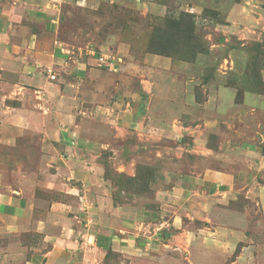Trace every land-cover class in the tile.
I'll use <instances>...</instances> for the list:
<instances>
[{
  "label": "rangeland",
  "instance_id": "rangeland-1",
  "mask_svg": "<svg viewBox=\"0 0 264 264\" xmlns=\"http://www.w3.org/2000/svg\"><path fill=\"white\" fill-rule=\"evenodd\" d=\"M57 30L59 52L70 58L94 53L138 64L154 54L174 60L172 74L159 79L171 86L164 104L157 101V111L122 133L110 130L95 152L97 193L115 206L162 213L163 220L152 215L149 221L160 227L158 236L162 232L185 248L190 264H264V217L247 192L264 183V171L218 163L216 157L232 155L245 137L264 133V0H101L89 9L68 8ZM128 87L139 93L136 80ZM3 150L20 164L15 170L0 167L3 180L48 205L61 199V189L47 188L48 154L38 137L25 134L16 147ZM213 166L233 174L235 198L211 212L181 213L175 229L177 210H159L154 193L170 188L180 175ZM218 227L244 231L245 241L229 251L208 234ZM180 231L185 239H174ZM42 241L32 231L0 232V255L5 253L0 264H16L17 255L28 259ZM244 247L249 250L243 254ZM176 253L182 263L183 252Z\"/></svg>",
  "mask_w": 264,
  "mask_h": 264
},
{
  "label": "crops",
  "instance_id": "crops-1",
  "mask_svg": "<svg viewBox=\"0 0 264 264\" xmlns=\"http://www.w3.org/2000/svg\"><path fill=\"white\" fill-rule=\"evenodd\" d=\"M100 1L0 0V167L15 170L20 164L3 149L16 147L25 134L34 135L48 154L47 188L63 192L60 200L48 205L31 199L0 174V232L41 235L38 247L44 245L45 250L33 248L28 259L17 255L16 264H190L185 248L162 232L158 236L160 227L149 221L152 215L163 220L162 213L115 206L95 189V152L110 130L122 133L157 111V101L164 104L171 86L159 79L175 67L172 58L154 54H146L138 64H120L116 56H103L110 60L100 62L102 54L75 53L70 58L60 53L57 28L64 12L93 8ZM48 69L55 75L52 81ZM133 80L139 93L132 94L128 87ZM245 138L234 154L217 153V162L264 171V133ZM234 183L233 174L207 167L178 176L170 188L154 193V202L159 210H177L172 225L179 229L181 213L203 214L233 200ZM247 192L264 217V183ZM35 206L40 209L33 222ZM175 233L174 239L186 237L183 231ZM208 234L217 235L229 251L246 236L244 231L219 227ZM17 248L28 251L18 243ZM177 251L184 254L182 263L175 257ZM115 255L119 262L112 259Z\"/></svg>",
  "mask_w": 264,
  "mask_h": 264
},
{
  "label": "built area",
  "instance_id": "built-area-1",
  "mask_svg": "<svg viewBox=\"0 0 264 264\" xmlns=\"http://www.w3.org/2000/svg\"><path fill=\"white\" fill-rule=\"evenodd\" d=\"M109 60H110L109 58H104L103 56L99 58L100 62H108ZM46 72L51 81L55 79V75L53 74V71L51 69L46 70Z\"/></svg>",
  "mask_w": 264,
  "mask_h": 264
}]
</instances>
